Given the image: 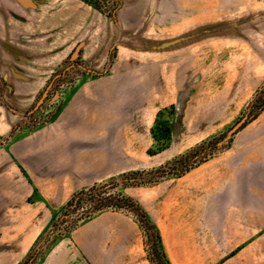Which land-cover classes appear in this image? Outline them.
I'll use <instances>...</instances> for the list:
<instances>
[{"label": "crops", "instance_id": "0c3cea01", "mask_svg": "<svg viewBox=\"0 0 264 264\" xmlns=\"http://www.w3.org/2000/svg\"><path fill=\"white\" fill-rule=\"evenodd\" d=\"M65 3L0 0V84L14 85L9 100L32 101L51 69L75 46L88 53L90 70L106 67L112 35L100 31L97 41L92 26L64 19L69 7ZM139 43L142 46H135L143 49V41ZM120 65L116 69L133 68ZM159 76L150 70H115L113 75L74 79L72 84L76 81L79 86H74L54 127L0 145L1 165L17 167L28 158L37 163L25 169L33 175L29 176L32 189L18 203L22 217L14 231L18 230L20 240H0L1 260L154 264L146 240L136 237L137 226L117 214L98 213L80 223L70 238L37 239L48 226L50 206L51 212L58 211L65 197L82 187V181L113 174L122 148V144L114 146L113 133L127 132L123 110L130 99L142 101L145 94H160ZM11 123L10 113L1 112L0 137L10 133ZM255 127L256 140L235 142L232 156L212 157L137 191L138 203L158 232L168 264H264V125ZM30 196L35 201L26 203ZM1 222L0 229L5 226ZM34 228H38L34 239L27 240Z\"/></svg>", "mask_w": 264, "mask_h": 264}, {"label": "rangeland", "instance_id": "374dc122", "mask_svg": "<svg viewBox=\"0 0 264 264\" xmlns=\"http://www.w3.org/2000/svg\"><path fill=\"white\" fill-rule=\"evenodd\" d=\"M66 5L64 19L89 24L97 31V41L100 31L112 35L106 67L90 70L88 53L75 46L51 69L32 101L9 100L14 85L0 84V113H10L12 119L11 131L1 133L0 145L54 127L78 84L72 82L80 77L150 70L159 72L161 92L145 94L142 101L128 100L123 110L127 132L113 133L114 146L122 144L113 174L82 181V187L66 196L58 211L51 212L50 206L48 226L37 240L70 238L80 223L101 212L112 213L137 226L136 237L146 240L152 263L168 264L154 224L138 203L137 191L212 157L232 156L235 142L256 140L255 126L264 125V0H66ZM142 41L143 49L138 48ZM119 63L133 68L118 70ZM36 164L30 158L17 167L0 164V220L5 225L0 240H20L18 230L14 231L22 217L18 203L32 189L29 176L33 175L25 169ZM89 190L102 199L112 196L127 201L114 208L113 200L95 211V202L80 194V200L65 210L75 194ZM35 199L30 196L26 203ZM37 232L34 228L27 240H33ZM29 261L0 259V264Z\"/></svg>", "mask_w": 264, "mask_h": 264}, {"label": "trees", "instance_id": "16d2710c", "mask_svg": "<svg viewBox=\"0 0 264 264\" xmlns=\"http://www.w3.org/2000/svg\"><path fill=\"white\" fill-rule=\"evenodd\" d=\"M80 194L81 195H87L91 202H95V208H94L95 211H99V210H102V209L108 207L113 202V200H115V202L112 203L114 208H121L124 205V203H126V201H127L126 199L124 200V199L115 198L112 196H108V197L102 199V198H99V196L95 195L92 192V190L91 191L89 190L88 192H82L81 191V192L75 194L71 198V200L67 203L65 210H68L72 206L73 203H75L77 200H80V197L77 199L78 195H80ZM153 228L156 230L155 226ZM156 237H157V239H159V235H158L157 231H156ZM162 256H163V258H165L163 252H162ZM166 263H167V261H166Z\"/></svg>", "mask_w": 264, "mask_h": 264}, {"label": "water", "instance_id": "95a60500", "mask_svg": "<svg viewBox=\"0 0 264 264\" xmlns=\"http://www.w3.org/2000/svg\"><path fill=\"white\" fill-rule=\"evenodd\" d=\"M239 125H240V124L236 125L235 129L238 128Z\"/></svg>", "mask_w": 264, "mask_h": 264}]
</instances>
